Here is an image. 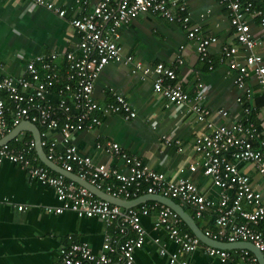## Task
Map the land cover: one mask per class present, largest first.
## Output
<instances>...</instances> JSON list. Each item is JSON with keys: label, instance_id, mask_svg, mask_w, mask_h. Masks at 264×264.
I'll use <instances>...</instances> for the list:
<instances>
[{"label": "built area", "instance_id": "built-area-1", "mask_svg": "<svg viewBox=\"0 0 264 264\" xmlns=\"http://www.w3.org/2000/svg\"><path fill=\"white\" fill-rule=\"evenodd\" d=\"M63 17L66 10L51 0H28ZM230 11V23L234 35L248 53L243 62L237 61V45H223L221 62H225L235 74L234 83L245 87L247 80L255 76L264 90V61L254 49L262 41L252 33L257 21L259 33L264 37V0H218ZM83 9L88 0H76ZM262 4V5H261ZM159 15L169 22L179 23L187 29V35L194 40L196 51L205 60L209 69L214 63L209 54L210 46L217 41L214 36L205 35L190 19L183 3L179 0H99L90 10L74 16L70 23L78 34L77 53L66 52L65 72L59 69L58 54L50 52L30 59L23 74L0 76V138L23 121H30L41 128L40 145L45 149L47 158L60 166L64 172L87 180L96 188L122 199H134L144 194H158L177 199L180 204L191 207L197 217L215 207L216 231L204 230V234L214 240L228 243L237 241L251 242L264 259V228L256 230L251 225L264 224V203L261 194L253 189L248 175L239 171L237 163L250 161L264 174V139L254 146L260 137L258 128L249 120L251 110L245 108V121L219 123L210 121V110L202 103L203 93L198 91L190 96L176 80L173 68L162 62L152 67H136L144 73L154 72L153 89L164 96L169 103L188 104V111L197 120L205 121L207 130L194 141L196 152L203 156L202 173L210 177L213 184L220 188L217 202L199 191L196 184L187 179H168L164 173L155 171L144 164L134 154H128L115 141L97 142L95 149L119 158L126 165V172L101 161H94L90 155L82 154L74 142L76 133L90 130L101 123L99 114L120 113L125 119L136 116L130 103L121 95L114 94V100L99 104L93 97L94 83L102 69L111 61L121 59L117 40L119 28L128 24L141 14ZM132 57H125L131 61ZM178 62H182L180 58ZM250 89L246 88V96ZM226 115V111H221ZM48 131H58L62 146L55 139L46 137ZM33 140L23 141L18 147L9 141L0 145V164L9 161L20 165L29 177L42 185L51 187L59 204L57 206L38 205L47 214H62L66 211L79 217H96L107 226L115 223L114 233H105L99 251H93L85 242L73 243L62 248L61 258L54 264H134L135 251L144 243L161 245L158 236L149 237L141 223L143 216L158 206L155 225L162 228L168 238L177 244V252L169 253L170 264H189L179 260L178 255L194 251L201 243L199 237L183 228L179 214L171 207L152 203H141L139 207L126 209L98 197L87 187L56 172L45 164L39 163L34 151ZM195 171L196 166H190ZM232 192V194H231ZM252 207L247 210L244 204ZM28 204H18L17 209H28ZM243 219L236 223L235 218ZM206 252L218 256L225 262L228 253L211 245ZM159 253L166 250L160 247ZM247 264H258L257 258L243 250Z\"/></svg>", "mask_w": 264, "mask_h": 264}, {"label": "crops", "instance_id": "crops-1", "mask_svg": "<svg viewBox=\"0 0 264 264\" xmlns=\"http://www.w3.org/2000/svg\"><path fill=\"white\" fill-rule=\"evenodd\" d=\"M51 1L66 10L63 17L28 0H0V76L21 75L30 59L50 52L58 54L57 63L63 74L67 66L64 54H78L79 37L70 19L81 15L85 9L90 10L99 0H88L85 9L76 0ZM179 2L186 7L190 25L198 26L205 35L217 38L209 48L214 67L209 69L207 62L199 58L194 40L188 37L187 29L179 23L169 22L151 13L137 16L118 29L120 36L117 44L122 57L109 62L102 69L93 87V97L99 104L112 102L114 94H119L130 103L136 116L125 119L120 113L99 114L101 123L90 130L76 133L74 142L80 153L126 172L122 160L95 149L97 142L115 141L128 154L137 155L144 164L164 173L168 179L187 178L193 181L202 194L217 202L220 188L202 173L203 156L194 148L195 138L207 130L206 122L197 120L188 111V104L169 103L164 96L156 93L153 89L154 72L144 73L136 64L152 67L162 62L173 68L176 80L190 96L202 91V103L210 110L213 125L245 121L249 117L260 135L254 141L255 147L264 139V90L255 76L249 77L246 86L239 88L233 81L234 72L220 61L221 49L225 44L237 45V61L243 62L248 53L235 38L230 11L218 0ZM259 32L256 21L252 33L256 38L260 37L262 43L254 50L264 61V37ZM127 56H131L132 60L126 62ZM178 58L182 60L181 63ZM246 88L250 89L248 97ZM246 107L251 110L248 117ZM221 111L227 114L223 115ZM35 135L36 131L22 130L9 144L18 147L30 139L36 144ZM46 137L55 139L59 148L62 146L58 131H48ZM34 153L39 163H42L41 151L36 147ZM237 165L241 173L248 175L251 186L261 194L264 203V174L250 161H242ZM190 166H196V170H190ZM143 195L141 192L137 198ZM174 200L179 203L177 199ZM146 202L162 204L151 199ZM18 204H28L30 207L20 211L17 209ZM58 204L54 190L30 178L20 165L9 161L0 164V264H54L60 260L62 248L85 242L93 251H99L105 233L116 235L114 222L106 227L96 217H79L70 211L47 214L38 206ZM182 207L202 231H216L215 207L199 217L191 207ZM244 207L252 209L246 203ZM157 215L158 206L143 216L141 223L149 237L161 238V245L144 243L135 251L134 264H170L169 253L178 250L177 244L155 225ZM181 220L182 225H185L183 228L194 234ZM235 221L242 223L243 219L238 216ZM251 227L263 230L264 224ZM225 243L227 247H217L227 251L225 262H221L216 255H209L205 248L207 244L202 241L194 251L179 254L178 259L186 260L189 264H247L243 257V250H247L260 264L259 251L254 250V247L247 248V242ZM161 246L166 250L164 255L159 253Z\"/></svg>", "mask_w": 264, "mask_h": 264}, {"label": "water", "instance_id": "water-1", "mask_svg": "<svg viewBox=\"0 0 264 264\" xmlns=\"http://www.w3.org/2000/svg\"><path fill=\"white\" fill-rule=\"evenodd\" d=\"M31 130V131H36V147L37 150L41 151L42 156H40V159L42 161L43 164H45L46 166L50 167L51 169H53L56 172H60V173H64L68 178L76 181L78 184L87 187L89 190H91L92 192H94L98 197L105 199L113 204H117L120 205L122 207H132V206H136L139 203H143L146 202L147 200H157L158 202L167 205L169 207H171L173 210H175L179 216L183 219V221L188 225V227L191 229V231L197 236L199 237V239L203 242L206 243L208 245L211 246H216V247H227V244L224 242H220L218 240H214L211 239L209 237H207L204 232L199 228V226L197 225V223L195 222V220L193 219L192 216H190L185 209L182 207L181 204H179L178 202H176L174 199L162 196V195H158V194H145L143 196H140L138 198H134V199H122L119 197H114L110 194L105 193L104 191L96 188L94 185H92L91 183H89L87 180L84 179H80L77 175L73 174V173H69V172H64L62 170V168L60 166H58L57 164H55L54 162L50 161L42 146L40 145L41 142V138H40V133H39V128L37 125H35L34 123H31L30 121H25V122H21V124L17 125L16 127H14L10 132H8L4 137L0 138V145H2L3 143H6L8 141H10L11 139H13L20 131L22 130ZM242 242H247L248 245H246L247 248H251L254 247L253 249L258 250L251 242L249 241H242ZM228 243V242H227ZM232 243V242H231ZM259 251V250H258ZM260 253V264H264V259L262 257V253L259 251Z\"/></svg>", "mask_w": 264, "mask_h": 264}, {"label": "trees", "instance_id": "trees-1", "mask_svg": "<svg viewBox=\"0 0 264 264\" xmlns=\"http://www.w3.org/2000/svg\"><path fill=\"white\" fill-rule=\"evenodd\" d=\"M251 117H253V115L251 114ZM12 144V143H11ZM184 225V224H183ZM185 226V225H184Z\"/></svg>", "mask_w": 264, "mask_h": 264}, {"label": "clouds", "instance_id": "clouds-1", "mask_svg": "<svg viewBox=\"0 0 264 264\" xmlns=\"http://www.w3.org/2000/svg\"><path fill=\"white\" fill-rule=\"evenodd\" d=\"M39 128V127H38Z\"/></svg>", "mask_w": 264, "mask_h": 264}]
</instances>
